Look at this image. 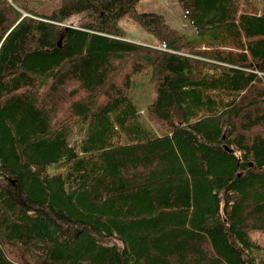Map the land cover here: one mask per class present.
Wrapping results in <instances>:
<instances>
[{
  "label": "trees",
  "instance_id": "trees-1",
  "mask_svg": "<svg viewBox=\"0 0 264 264\" xmlns=\"http://www.w3.org/2000/svg\"><path fill=\"white\" fill-rule=\"evenodd\" d=\"M177 1L0 0V264H264V0Z\"/></svg>",
  "mask_w": 264,
  "mask_h": 264
},
{
  "label": "rangeland",
  "instance_id": "rangeland-1",
  "mask_svg": "<svg viewBox=\"0 0 264 264\" xmlns=\"http://www.w3.org/2000/svg\"><path fill=\"white\" fill-rule=\"evenodd\" d=\"M135 11L138 13L143 12H156L165 16L167 22L173 27L181 30L189 36L193 35V30L186 20L181 6L177 0H138L135 5ZM81 15H73L68 18L69 23H80ZM84 19V18H83ZM118 24L122 27L126 39L140 42L144 44L153 45L157 40L152 33L147 31L136 19L130 14L121 16ZM134 79L137 83L135 91V100L142 109L147 108V104L151 102L156 92L153 83L150 79V71L144 70L135 74Z\"/></svg>",
  "mask_w": 264,
  "mask_h": 264
},
{
  "label": "water",
  "instance_id": "water-1",
  "mask_svg": "<svg viewBox=\"0 0 264 264\" xmlns=\"http://www.w3.org/2000/svg\"><path fill=\"white\" fill-rule=\"evenodd\" d=\"M60 41H61V40H60ZM60 41H59V44H60ZM2 184H4V183H2ZM11 189H12V188H11ZM12 190L14 191V195H15V197H16L18 200L24 202V200L21 199L19 192H18L17 190H15V189H12Z\"/></svg>",
  "mask_w": 264,
  "mask_h": 264
}]
</instances>
